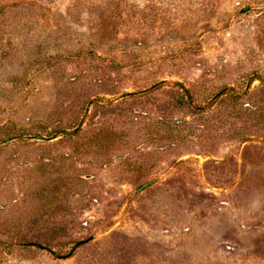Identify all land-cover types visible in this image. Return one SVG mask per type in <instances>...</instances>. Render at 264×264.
<instances>
[{"label": "rangeland", "instance_id": "1", "mask_svg": "<svg viewBox=\"0 0 264 264\" xmlns=\"http://www.w3.org/2000/svg\"><path fill=\"white\" fill-rule=\"evenodd\" d=\"M0 264H264V0H0Z\"/></svg>", "mask_w": 264, "mask_h": 264}, {"label": "water", "instance_id": "2", "mask_svg": "<svg viewBox=\"0 0 264 264\" xmlns=\"http://www.w3.org/2000/svg\"><path fill=\"white\" fill-rule=\"evenodd\" d=\"M150 181H151V179H148V180L144 181L143 183H141V184L138 186V188L143 187L144 185L148 184Z\"/></svg>", "mask_w": 264, "mask_h": 264}]
</instances>
